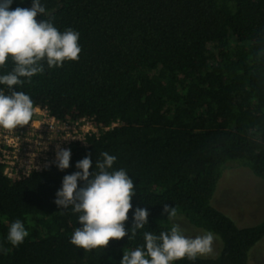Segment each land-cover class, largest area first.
Masks as SVG:
<instances>
[{
    "label": "trees",
    "instance_id": "1",
    "mask_svg": "<svg viewBox=\"0 0 264 264\" xmlns=\"http://www.w3.org/2000/svg\"><path fill=\"white\" fill-rule=\"evenodd\" d=\"M33 0H13L11 10ZM60 31L79 33L78 61L48 68L14 90L29 95L60 122L89 119L100 129L72 148L70 167L56 163L29 177L10 179L0 164V264H121L124 251L143 246L144 232L159 235L175 207L195 228L219 241L215 257L174 264H249L264 239V219L238 227L212 201L229 162L264 180V0H40ZM9 59L0 75L11 72ZM0 91L10 94L6 85ZM116 157L136 195L125 224L131 234L136 208L148 224L134 239L106 249L71 243L79 224L72 208L55 203L63 178L91 155ZM83 186V181L78 182ZM21 220L28 237L7 239Z\"/></svg>",
    "mask_w": 264,
    "mask_h": 264
},
{
    "label": "clouds",
    "instance_id": "2",
    "mask_svg": "<svg viewBox=\"0 0 264 264\" xmlns=\"http://www.w3.org/2000/svg\"><path fill=\"white\" fill-rule=\"evenodd\" d=\"M13 0H0V67L11 59L14 68L0 75V84L6 85L10 94L0 91V128L14 130L29 125L36 112L29 95L14 90L15 86L31 83L32 78L48 68L62 67L65 61H78L81 54L79 33L68 29L60 32L50 20H39L46 13L40 0H33L31 8L17 7L11 10ZM92 172L89 154L78 161L76 171L63 178L62 188L56 194L55 203L61 209L72 208L79 214L82 228H76L71 243L86 252L106 249L110 242L134 239L137 231L148 224L147 209L136 208L131 234L125 224L132 210V199L136 195L133 179L123 169L110 171L116 157L103 152ZM71 150L57 146L56 167L64 171L70 167ZM83 181V186L78 182ZM168 220L177 215L175 207L164 205ZM29 232L21 220L13 222L7 239L13 246L22 244ZM144 245L124 251L121 264H174L188 259L195 261L200 256L213 252L216 239L211 231L195 238H188L178 224L170 231L159 235L144 232Z\"/></svg>",
    "mask_w": 264,
    "mask_h": 264
},
{
    "label": "built area",
    "instance_id": "3",
    "mask_svg": "<svg viewBox=\"0 0 264 264\" xmlns=\"http://www.w3.org/2000/svg\"><path fill=\"white\" fill-rule=\"evenodd\" d=\"M100 129L89 119L60 122L47 108L36 107L29 125L14 130L0 128V164L10 179L29 177L56 163L57 146L70 149L86 144Z\"/></svg>",
    "mask_w": 264,
    "mask_h": 264
},
{
    "label": "rangeland",
    "instance_id": "4",
    "mask_svg": "<svg viewBox=\"0 0 264 264\" xmlns=\"http://www.w3.org/2000/svg\"><path fill=\"white\" fill-rule=\"evenodd\" d=\"M219 210L229 215L239 227L255 225L264 219V180L239 162L225 166L212 201ZM178 224L188 238L203 235L205 231L190 225L185 217L177 215L171 221ZM216 238L213 252L202 257H215L219 250ZM249 264H264V239L250 253Z\"/></svg>",
    "mask_w": 264,
    "mask_h": 264
}]
</instances>
